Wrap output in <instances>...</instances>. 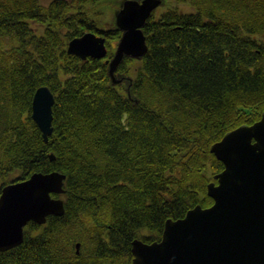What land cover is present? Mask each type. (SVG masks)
<instances>
[{
    "label": "trees",
    "instance_id": "obj_1",
    "mask_svg": "<svg viewBox=\"0 0 264 264\" xmlns=\"http://www.w3.org/2000/svg\"><path fill=\"white\" fill-rule=\"evenodd\" d=\"M120 1L0 0V189L37 171L65 174V191L51 194L64 213L28 222L0 264H131L133 239L159 240L166 219L212 203L206 186L223 164L210 145L264 111V0L153 11L148 51L131 77L124 57L113 85ZM89 31L105 38V57L67 52ZM39 86L54 95L47 142L30 116Z\"/></svg>",
    "mask_w": 264,
    "mask_h": 264
},
{
    "label": "water",
    "instance_id": "obj_2",
    "mask_svg": "<svg viewBox=\"0 0 264 264\" xmlns=\"http://www.w3.org/2000/svg\"><path fill=\"white\" fill-rule=\"evenodd\" d=\"M162 0H121L114 24L122 32L107 60L112 84L124 57L141 59L148 51L142 27ZM69 54L82 60L107 54L105 38L85 32L69 40ZM54 95L39 86L31 101V118L44 142L52 133ZM223 169L206 186L212 204L189 208L181 218L164 222L159 240L131 242V264H264V111L252 124L228 130L209 148ZM51 160L53 154H49ZM65 174L58 170L33 172L0 190V252L20 245L24 226L46 222L64 213V202L51 194L65 190ZM80 243H75L76 253Z\"/></svg>",
    "mask_w": 264,
    "mask_h": 264
},
{
    "label": "rangeland",
    "instance_id": "obj_3",
    "mask_svg": "<svg viewBox=\"0 0 264 264\" xmlns=\"http://www.w3.org/2000/svg\"><path fill=\"white\" fill-rule=\"evenodd\" d=\"M51 0H39V2L43 5H46L50 2ZM169 3L168 5H165L164 7L162 6H158L155 10H154V14H155V17L158 16V14L161 12V11H164L167 6L171 5L172 7L173 6H176L178 5L179 9H181L182 11H186V12H190L193 10L192 6L188 3V2H176V0H167ZM113 17V16H112ZM115 45V43H113V46ZM114 48V47H113ZM135 62L131 63L130 65V68H129V71H128V74L126 76H129L131 77V75H134V70L133 68L136 67V65H138V60H134ZM128 84V82H127ZM118 87V86H117ZM124 88V86H122ZM15 176L14 173H10L9 176H8V179L11 180L13 179Z\"/></svg>",
    "mask_w": 264,
    "mask_h": 264
},
{
    "label": "bare ground",
    "instance_id": "obj_4",
    "mask_svg": "<svg viewBox=\"0 0 264 264\" xmlns=\"http://www.w3.org/2000/svg\"><path fill=\"white\" fill-rule=\"evenodd\" d=\"M119 30V29H118Z\"/></svg>",
    "mask_w": 264,
    "mask_h": 264
}]
</instances>
